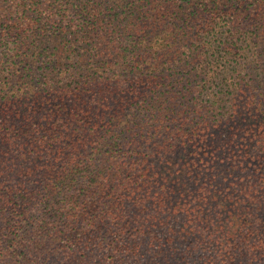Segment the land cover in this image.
Segmentation results:
<instances>
[{
	"label": "trees",
	"instance_id": "1",
	"mask_svg": "<svg viewBox=\"0 0 264 264\" xmlns=\"http://www.w3.org/2000/svg\"><path fill=\"white\" fill-rule=\"evenodd\" d=\"M263 12L0 0V264H264Z\"/></svg>",
	"mask_w": 264,
	"mask_h": 264
},
{
	"label": "rangeland",
	"instance_id": "2",
	"mask_svg": "<svg viewBox=\"0 0 264 264\" xmlns=\"http://www.w3.org/2000/svg\"><path fill=\"white\" fill-rule=\"evenodd\" d=\"M234 1L240 2L241 0H234ZM263 16H264V12H263ZM259 50H264V47H260ZM216 251L217 250H213V249L209 248L208 252H204V255H202L201 257H199L198 260H191L190 259V261L187 264H204V263L210 264V263H208V261L214 259L215 255H216Z\"/></svg>",
	"mask_w": 264,
	"mask_h": 264
}]
</instances>
